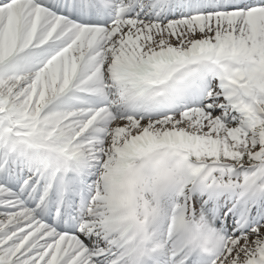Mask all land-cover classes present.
Wrapping results in <instances>:
<instances>
[{"label": "snow or ice", "instance_id": "obj_1", "mask_svg": "<svg viewBox=\"0 0 264 264\" xmlns=\"http://www.w3.org/2000/svg\"><path fill=\"white\" fill-rule=\"evenodd\" d=\"M0 264H264V0H0Z\"/></svg>", "mask_w": 264, "mask_h": 264}]
</instances>
